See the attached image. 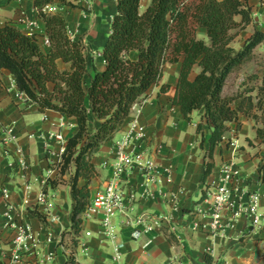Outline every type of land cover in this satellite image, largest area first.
Here are the masks:
<instances>
[{"label": "crops", "instance_id": "obj_1", "mask_svg": "<svg viewBox=\"0 0 264 264\" xmlns=\"http://www.w3.org/2000/svg\"><path fill=\"white\" fill-rule=\"evenodd\" d=\"M96 2L111 13V23L116 0ZM247 3L251 8L250 24L243 30L230 32L233 39L229 46L235 52L242 50L255 31L264 33V0H247ZM149 4L150 0H140L139 13L142 14ZM65 9L56 4L46 12L63 15ZM234 21L240 22V17H235ZM5 24L26 35L38 36L41 49L48 51L44 24L36 17L32 0H0V26ZM196 38L208 44L204 28L197 29ZM128 57L135 60L137 53L130 52ZM59 65L67 67L60 62ZM103 68L101 55L97 62L89 61V75L85 81H89L94 70L102 71ZM179 71V64L164 66L160 82L149 89L142 103L132 107L113 140L103 144L92 157L96 176L88 185L90 201L104 187L110 175L113 143L121 138L129 122L137 120L145 127L150 155L157 167L170 170L172 183L166 186L161 181L152 185L149 191L153 198L150 199L143 196V179L137 173L127 174L123 177L127 180L124 193L127 197L130 187L134 189L136 201H128L126 206L133 216L143 213L166 214L170 209L161 193L181 190L176 195L179 210L171 214L170 226L178 240L158 230L132 239L131 231L123 227V218L116 216L112 223L115 239L111 242L101 234V215L85 221L81 213L78 217L79 234L74 236L71 231L74 207L71 180L75 166L72 164L68 170L61 172L59 145L50 135L60 133L67 143L77 132L76 121L51 111L38 112L36 105L18 93L13 77L7 71L0 70V264H17L10 262L13 234L1 216L6 205L2 192L9 196L14 219L29 224L39 243V248L27 254L20 264H172L174 261L181 264H264V184L259 181L258 174V166L264 162V145L256 138L255 132L259 124L243 115H239L237 123L227 124L228 131L212 155L211 174L202 183L211 128L204 118L203 110L194 111L189 116L190 120L185 121L179 109L171 104ZM198 72L199 69L194 67L190 78ZM162 85H169V90L159 94ZM261 86L264 87V43L253 50L250 61L228 76L222 96L255 99L257 89ZM90 124L92 127L97 125L92 116ZM198 124H202L204 135L202 147L200 136L196 133ZM3 129L11 131L15 143L4 144ZM17 148L21 149L27 161V170L18 164L19 157L15 154ZM230 162L240 172L239 191L255 194L259 198V211L263 217L261 227L252 230L245 219H240L233 230H227L217 238L205 233H191L187 227L190 215L206 207L205 199L219 182L221 167ZM27 184L30 185L29 191H25ZM84 184L85 181L79 179L77 187ZM41 193H45L53 202L50 214L44 213L37 205ZM203 193L205 198L199 202ZM168 227L164 226L166 229ZM49 236H52V241L46 243ZM73 240L76 242L73 243ZM114 245L122 248L119 263L113 261ZM205 255L209 263L204 261ZM46 257L52 259L45 261Z\"/></svg>", "mask_w": 264, "mask_h": 264}, {"label": "trees", "instance_id": "obj_2", "mask_svg": "<svg viewBox=\"0 0 264 264\" xmlns=\"http://www.w3.org/2000/svg\"><path fill=\"white\" fill-rule=\"evenodd\" d=\"M56 4L77 8L68 0H32L36 17L44 24L47 52L41 49L38 36L26 35L9 24L0 26V70L13 77L18 93L36 105L38 112L51 111L76 121L77 132L61 156L62 173L75 166L71 180L74 236L80 232L78 217L89 202L88 185L96 176L92 157L113 140L132 107L142 103L149 89L160 82L166 64L180 65L171 104L185 121L194 111L203 110L211 128L202 183L211 174L212 155L228 131L227 124L237 123L239 115L259 124L256 138L264 145V87L257 89L255 99L222 96L228 76L250 61L253 50L264 43V33L255 31L239 52L229 46L230 32L243 30L251 22L247 0H150L142 14L140 0H116L101 52L104 68L94 70L88 82L89 61L81 40L70 37L63 15L46 12ZM198 28L206 30L208 44L196 38ZM130 52L137 53L135 60L128 57ZM194 67L199 72L190 78ZM168 90L169 85H162L159 94ZM196 133L202 147V124L196 126ZM258 174L264 184V162L258 166ZM79 179L85 181L80 188ZM204 198L203 193L199 202ZM204 261L209 263L208 256Z\"/></svg>", "mask_w": 264, "mask_h": 264}, {"label": "built area", "instance_id": "obj_3", "mask_svg": "<svg viewBox=\"0 0 264 264\" xmlns=\"http://www.w3.org/2000/svg\"><path fill=\"white\" fill-rule=\"evenodd\" d=\"M49 8H46V10ZM5 136L4 144L15 143V138L8 129L2 130ZM59 145L60 157L64 154L66 143L60 133L50 135ZM15 154L19 157L18 164L27 170L28 164L23 157L21 149L17 148ZM111 172L105 185L98 190L91 199L85 210L82 212V219L88 221L96 215L102 216L101 234L109 241H114L115 233L113 220L116 216L123 218V227L128 228L132 239H137L142 235H149L152 231H163L167 237L174 236L172 224V213H177L179 203L177 196L182 191L161 193L169 212L166 214L143 213L138 216L130 215L126 203L135 202V190L130 187L126 197L124 189L127 180L123 177L127 174L137 173L143 183V196L153 198L149 188L161 181L166 186H170L172 181L169 169H160L155 160L150 155V146L145 135V127L137 120L129 122L118 141L113 143V159L110 168ZM240 172L234 167L233 163H226L221 167L220 180L214 186L213 191L205 199L206 207L197 210L189 217L188 230L191 233H205L206 235L217 238L227 230H233L240 219H245L252 230H258L262 224V214L259 211V198L255 194L242 193L238 189ZM30 190L27 184L25 191ZM6 201L4 211L1 216L6 221L7 228L12 232V253L11 263L20 264L23 258L39 248L36 236L29 224L19 222L13 217L14 209L9 204V196L2 192ZM37 205L50 214L53 202L45 193H41L37 199ZM169 226L168 229L164 226ZM89 236L88 233L85 234ZM52 241L49 236L46 243ZM148 244V243H147ZM146 244V245H147ZM121 246L114 245L112 248L113 261L119 263L122 259ZM51 257H46L45 261H50ZM172 264H181L175 261Z\"/></svg>", "mask_w": 264, "mask_h": 264}, {"label": "rangeland", "instance_id": "obj_4", "mask_svg": "<svg viewBox=\"0 0 264 264\" xmlns=\"http://www.w3.org/2000/svg\"><path fill=\"white\" fill-rule=\"evenodd\" d=\"M70 3L77 8H66L63 13L69 35L76 41L81 40L86 57L95 63L100 59L103 45L108 38L111 13L96 0H77ZM204 40L207 42L206 38Z\"/></svg>", "mask_w": 264, "mask_h": 264}]
</instances>
